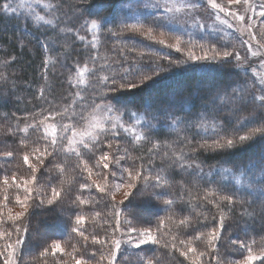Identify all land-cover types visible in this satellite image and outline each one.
Wrapping results in <instances>:
<instances>
[{
  "label": "snow or ice",
  "instance_id": "obj_1",
  "mask_svg": "<svg viewBox=\"0 0 264 264\" xmlns=\"http://www.w3.org/2000/svg\"><path fill=\"white\" fill-rule=\"evenodd\" d=\"M93 0H88L81 7L85 9L91 8ZM243 2L246 8H251L255 12V16H245L236 12H231L230 7H223L215 0H206L217 13L232 15L238 22L247 20L249 41H242V44H248V55L242 57L238 50H228L227 45L221 42L222 38H217L211 34L205 35L208 25L201 23L200 18L196 15L198 3L196 0H183L179 7L173 8L169 0H163L155 4L151 0H127L123 5L121 22L116 24L108 19L106 8L97 6L94 11L78 12L77 18H83L81 28L87 29L91 35L90 46L97 49L101 36L107 38H123L125 33H136L141 36L152 38L156 43L174 49L177 52L181 48V36L187 34L188 39L184 42L187 49L184 59L173 61L166 56L160 58V62H155L149 58L145 64L141 62L140 66L133 71L131 62L129 68L124 69L122 73L113 71L110 75L96 76L99 83V89H93L97 92V96L92 97L89 101L88 96L83 93L87 89H80L75 93H70L72 103H66L59 111L53 109L48 110V115H44L41 111L37 115L41 116L40 121L33 118V123L28 127L39 130L43 126V132L40 140L34 143L39 144L43 141L44 146L32 148V156L29 152L22 151L27 148L26 138L21 140V148L8 151H0V158L8 163L15 158L17 152L22 151L23 164L27 166L30 175L11 177V183L19 192L23 190L24 195L17 194L15 202L20 206V211L14 215L11 213L8 220L14 224L15 239L13 240V232L0 231V237H7L9 243L6 244L4 251H0L3 256V264H29L23 259V253L27 247L31 234L33 233V225L30 218L34 214V209L53 213L63 216L65 212H74L77 204L84 205L88 201L77 195L74 199H66L62 187L58 188L53 181L57 179V175L64 172V164L54 163L59 152H67L74 154L82 171L87 172L89 177L93 171V167H100L106 170L105 181L109 179L118 181L114 184L105 183L101 185L93 180L91 184L83 183L80 185L81 190L95 187L99 193L108 195L113 192H121L122 197L119 204L123 205L125 201H129L131 197L139 194L142 197H152L157 200L161 197L168 196V189L173 187L172 177L177 173L181 174V180L176 182L180 192L178 195L179 203L177 208L180 213L188 211V215L179 220L182 228L188 229L184 234L190 236L186 251H180V255L187 258L189 253H196L197 247L193 246L195 242L201 241L205 236L208 241L206 250L201 251L198 260L203 264V258L208 256V264H254L256 261H264V250L259 255L253 253L251 247H247L242 240H233L231 235H224V229L229 221H248L253 223L259 218L261 230L264 231V147L259 152L250 153L246 159L240 161H228V166L224 164L205 165L204 161L199 157L205 152H224V151H242L250 148L257 141L264 142V74L259 69H264V53L253 51L251 40L256 39L255 29L260 27L264 31V3L257 5L250 4L248 0H228V4L234 5ZM155 8L150 16H144L140 8ZM26 9V11H21ZM43 15L39 14L35 8L29 3V0H19L17 7H13L9 0H5L0 4V14H15L17 17H23V27L26 30L28 25L33 22L43 21V26H51L53 33L57 32L64 36L74 37L72 40H66L63 45L56 43L54 40L45 38L40 40V47L43 50L45 59L42 61L45 72L44 79H48V67L51 54H55V64L61 69H70L75 71V77L69 75L66 83L69 88H79L84 84V74L88 73L96 75V73L104 72L108 69L123 68L126 61L120 60L115 66L105 62L97 65L99 59L98 54L90 55L87 59L92 62L93 67H80L81 60L84 56L76 53L79 59L76 60L75 66L69 63V59L75 52L76 42H85V36L79 34L80 30L76 27L62 26L65 23H72L71 20L65 22L61 18L60 4L58 0H50L43 4ZM174 13H183V18L174 15ZM50 16L51 19H45ZM217 18H219L217 16ZM259 18V23H255ZM131 19L132 23H127ZM183 24L184 26L195 27L199 30L197 33H181L175 36L174 44H166L164 39L158 41L152 35L158 29H166L165 25ZM112 24V27L106 25ZM42 26V27H43ZM231 26V25H230ZM114 29H118L114 30ZM96 30V31H92ZM30 35V34H29ZM26 45L21 42L19 48L23 50ZM63 49V51H60ZM199 49L201 54L197 55L196 50ZM129 49L128 51H133ZM6 50L0 48V52ZM126 53L120 52L121 56ZM144 53L140 54V60L143 61ZM258 58L259 64L254 65L253 61L248 58ZM163 60H167L169 69L188 67L198 70L203 74L227 71L232 74L233 78L228 81H222L203 86V81H194L191 88L187 91L170 89L169 97L171 102L150 106L149 110H145L143 116L136 109L129 108L128 105H114L111 103H95L96 99L107 100L110 94L120 92L121 90L138 88L146 84L148 81L157 77L161 72L165 71L161 65ZM15 57L0 60V65L9 67L15 63ZM160 70V71H158ZM132 76L139 79V83L130 82L126 78ZM0 73V79H4ZM122 81L117 87L116 81ZM44 90L41 89V98ZM195 96L200 101L199 110L184 112V106ZM111 99H115L112 97ZM90 110V111H89ZM104 111L107 114L118 112L119 115L113 119L110 115L99 116L97 113ZM183 113V114H181ZM141 119L150 118L147 122L148 131L137 133L135 125H129L125 122L135 120L137 124ZM52 121V123H45ZM151 121H156L155 124ZM164 123L169 132L168 137L174 134V138H165L161 143L157 137L156 142L149 139L150 133L160 124ZM87 124L85 127L84 125ZM250 127L249 130L243 131ZM19 129V126L17 125ZM201 129H211L203 142L196 140L201 135ZM11 130V129H10ZM19 131H27V127L19 129ZM243 131V134H239ZM165 134L161 133V136ZM134 136L136 141L145 140L152 143V147L148 149V155L152 157L149 166L141 165L139 169L134 167H123L122 161L129 159L128 148L121 149L120 144L115 145L112 141H120L129 139ZM177 145L182 146L179 151L176 150ZM161 148L164 151H161ZM51 149V151L49 150ZM186 149V150H185ZM123 151L124 155H117ZM91 153L96 157V164L92 167L84 159ZM159 158V164L156 158ZM92 156H88L90 160ZM34 159L36 162L32 163ZM134 159V158H133ZM49 173H56L51 179L46 180L43 186L40 181L45 170ZM149 173L145 175L144 173ZM155 173L154 175L152 173ZM3 183L9 184V176H3ZM231 179V183H228ZM142 182L143 187L139 185ZM35 185V187H33ZM107 189V191H106ZM191 189H195L197 193L202 195H191ZM244 189V190H242ZM135 190V191H134ZM189 194V199L185 200L184 194ZM9 197H5V203ZM115 201V195H112ZM165 205H172L173 199H164ZM115 207V204L113 205ZM256 206V207H254ZM213 207L219 213V217H213V227L207 232H197L200 227H207V217H204L205 223H200V217L203 213L195 214V224L193 223L194 208ZM225 209L227 210L225 212ZM252 209V211H249ZM258 209V210H257ZM116 224L113 233L122 232L126 239H117L114 234L109 238V234L105 232L103 236L85 235V230L81 225L85 221L83 215L75 216V226L71 227V232L76 233L83 241L84 255H81L79 249L73 245L72 252L67 255L73 257V264H92V260L96 257V251L90 254L89 259H85L89 244L100 245L107 248V254L101 252L99 260L95 264H117L118 253L121 249L122 242L129 245L131 249L139 250L141 246L148 243H157L156 236L150 228H137L132 226L133 221L128 220L122 227L119 211L114 212ZM245 217L247 220H245ZM65 226L68 220L63 221ZM163 223V221H161ZM223 240L229 247L238 246L239 248L247 247V255L240 259H227L226 253H221L217 241ZM186 242L180 241L181 245ZM40 257L48 255L49 250L55 255L65 251L57 240L48 242L47 238L40 237ZM175 248V245H173ZM15 257V261L13 260ZM154 259H142L140 264H154ZM58 264H66V261L60 260Z\"/></svg>",
  "mask_w": 264,
  "mask_h": 264
},
{
  "label": "trees",
  "instance_id": "obj_2",
  "mask_svg": "<svg viewBox=\"0 0 264 264\" xmlns=\"http://www.w3.org/2000/svg\"><path fill=\"white\" fill-rule=\"evenodd\" d=\"M4 2L5 0H0V4H3ZM9 2L13 7H17L19 0H9ZM48 2H50V0H29L32 7L41 15L44 14L42 10L43 4ZM86 2H88V0H58V3L60 4L61 18L65 22L69 20L72 21V23H65L62 26L73 27V25H75L76 27L74 28V31L79 29V34L85 36V42H76L75 52L72 53L69 63L75 66L76 60L79 59L76 55L77 52L85 58L84 60H81L80 67H84L86 62L87 67L92 68V62L87 58L93 54H98L99 56V59L96 61L97 65L107 62L108 64L115 66L120 60L126 62L124 63L123 68L108 69L91 76L88 73H85V83L80 85L79 88H69L66 83V78L69 75L75 77L76 73L70 69H61L56 65L55 54H51V58L49 59V67L47 70L48 79H44L43 73L45 72V69L42 61L45 59V55L39 43L40 40L45 38V33L48 39L54 40L60 45H63L66 40L74 39V37L64 36L59 33V29H57L56 33H53L50 30L51 26H43V21L30 23L25 30L23 27L22 16L17 17L15 14H0V48L6 50L5 52H0V60L10 59L13 56L16 60L15 63H12L6 68L3 67V65H0V73L5 77L4 79H0V151L21 148V140L26 138L28 146L27 148H23L22 151L29 152L31 158L32 148L37 146L42 148L44 146L42 140L39 144L34 143L35 141L40 140L43 126L39 130L28 127L33 123V118L35 117V120L40 121L42 117L37 114L41 111H43L46 116L48 115L49 109L59 111L66 103H72L70 93H75L80 89H87L83 94L88 96L90 101L92 97L97 96V92L93 91V89L100 88L99 83L96 81V76L110 75L113 71L122 73L124 69L129 68L130 65L128 62H131V69L135 71L140 66L141 62L146 64L149 58L155 62H160V58L165 56L173 61L185 58L187 49L184 42L188 39L187 34L181 36L182 50L180 52L160 45L150 37L141 36L136 33H125L123 38H107L106 35L101 36L97 49H92L90 46L91 35L87 29L81 28L83 18L81 17L78 19L77 13L84 12L85 15H87L88 12L94 11L97 6H104L106 8L108 19L112 20L113 23L118 24L121 22L120 17L122 14L117 16L116 11L120 10L121 13L123 5L127 3V0H93L91 8L88 9L81 7ZM153 2L154 4L157 3L156 0H151L152 4ZM260 2L264 3V0H260ZM21 11H26V9ZM139 11L144 16H150V14L153 13L151 7L140 8ZM201 12L202 11L198 12L199 15L202 14ZM45 19H51V17L45 16ZM125 22L132 23L133 21L128 19ZM112 26V24L106 25V27ZM165 28L166 29H158L154 31L152 35L154 37L162 35L164 37L163 39L167 42L166 44H170L168 42L175 39V36L181 35V33H190L186 30L188 27L181 28V24H173L170 26L165 25ZM182 29H184L185 32ZM114 30L118 31V29ZM204 34H211L214 37L222 38L221 42L227 45L228 50H236L240 47V40L232 31H230V33H212L207 30ZM155 40L158 41V39ZM21 42L26 45L23 50L19 48ZM129 49L134 50L128 51ZM60 51H63V49H60ZM121 51H124L126 54L121 56ZM141 53L145 54L143 61L140 60ZM196 54H201L199 49L196 50ZM161 67L165 71L161 72L157 77L148 81L143 86L114 92L110 94L109 99H96L95 103H111L117 106L128 105L129 108L138 110L141 116H143L145 110H149L150 106L154 107L157 104L168 103V95L158 93L153 97L154 103L146 105L145 102L150 98L149 96L152 90L161 89L165 87V85L167 86V83L174 78L182 77L186 84V87L182 90L187 91L191 88L190 86L196 78L195 73L200 72L186 66L169 69L167 60H163ZM205 75H211L210 78L212 81L209 84H212L228 81L230 80L227 78L228 75L232 74L227 71H218L207 73ZM126 79L130 82L139 83V79L132 76H128ZM121 82L122 81L117 79V87H119ZM41 89L44 90L42 98L40 96ZM111 95L112 97H115V99H111ZM199 106L200 101L193 96L189 103L184 106L183 111H197L199 110ZM118 115V112H113L112 118L115 119ZM124 119L130 126L135 125L138 134L148 131L146 125L150 118L141 119V117L138 116L137 119L140 120L139 124H137L135 120H128L127 117ZM45 123H52V121H45ZM151 123L155 124L156 121H151ZM17 125L19 126V129L27 127V131H19ZM253 126L254 125H249L248 128H245L243 131H247ZM243 131L239 134H243ZM168 132L169 129L167 126L164 123H160L150 133L149 139L154 143L156 142L157 137H159L161 143H163L165 138H174V134L171 137H168ZM200 132L201 135L197 136L196 140L198 142H203V139L210 134L211 129H201ZM161 133L165 135L161 136ZM112 143L114 145L119 143L121 149L128 148L129 159L121 162L123 167H134L139 169L141 165H144V167L149 166V161L152 157L148 155V149L152 147V143L145 140L136 141L134 136H130L129 139L120 141L114 140ZM181 147L182 146L177 145L176 150L179 151ZM262 147H264V142L257 141V143L253 144L250 148H246L242 151L233 150L216 153L209 151L201 153L199 158L204 161L206 166L218 163L228 166V161H240L246 159L250 153L259 152ZM49 150L51 151V149ZM22 151L17 152L15 158H12L8 163H5L3 158H0V231H12L13 240L15 239V226L12 221L8 220V216L10 213L14 215L21 210L20 206L15 202V196L17 194L23 196L24 193L23 190H19L18 192L16 187L12 185L11 177L13 175H16L17 177L30 175L27 166L23 164ZM161 151H164V149L161 148ZM117 155L122 156L124 155V152L120 151ZM88 156H92V158L89 160ZM88 156H85L84 159L88 162L89 166L92 167L96 164V157L91 153H89ZM31 162L35 163L36 161L32 159ZM54 163L64 164V172L57 175L56 173H49L46 169L40 181V186H43L46 180L51 179V176L57 175V179L53 181V183L58 188H63L66 199H74L77 195H80L83 199L88 201V203L84 205L77 204L74 212H65L62 217L42 211L41 209L33 210L34 214L30 218V222L33 225V233L31 234L29 243L23 253V259L28 261L29 264H58L60 260L66 261V264H73V257L67 255V253L72 252L73 245L79 249L81 255H84V248L82 247L84 241L76 233L71 232V227L75 226L76 215H83L85 217V221L81 225L82 229L85 230V235L89 237H91V235L103 236V234L107 232L109 238H112L114 234L115 238L122 240L124 238L122 232L113 233V228L116 224L114 217L115 211H119L120 213L122 227L128 220H131L133 221L132 226L137 228H150L157 239V243L145 244L141 246V249L139 250L131 249L129 245L122 244L118 253L117 264H140L142 259L151 258H155L154 264H193L188 258L180 255V251H182L184 247H187V242L190 239V236L184 234L188 229L182 228L179 225V220L188 215V211L180 213L177 208L180 189L176 182L181 180V174L177 173L171 178L173 187L167 190L169 193L168 196L161 197V199L157 200L152 197H142L137 194L135 197H131L129 201H125L124 204L121 205L118 200H112V195H115L116 197V192L105 195L104 193H99L94 186L83 190L80 188V185L83 183L91 184L93 180H98L102 176L105 177L106 170H104L102 166L93 167V171L89 177L87 172L82 171L80 161L77 160L74 154L59 152ZM156 163L159 164L158 157L156 158ZM144 174L148 175L149 173L145 172ZM152 174L154 175L155 173L153 172ZM4 175L9 176L8 185L3 183L2 178ZM108 182L109 184H114L118 181H112L109 179ZM228 183H231V179H229ZM139 186L141 188L143 187L142 182ZM33 187H35V185H33ZM198 194L202 195V192L197 193L195 189H191V195L194 196ZM6 196L9 197L7 203H5ZM138 197H142V200L139 201L140 203L146 202L149 205L158 206L151 216L146 218H140L137 216L134 208V201L138 199ZM169 198L173 199V204L165 205L163 200ZM184 198L185 200L189 199V194L185 193ZM114 204L115 207L113 206ZM226 211L227 210L225 209V212ZM249 211H252V209H249ZM197 212L203 213V216L199 218L201 224L205 223L204 217H207V227H200L197 229V232L206 233L208 229L214 226L212 218L215 216L218 219L219 213L213 207L207 209L194 208L192 212L194 224L196 222L195 214ZM47 216L56 220L55 225L58 227V231H56V233H47L44 238H47L49 243L53 240L59 241L65 251L54 255L51 250H49L47 256L40 257L39 252L41 251V248L39 245L41 233L39 227H46V225H49L43 222L40 226L41 223L39 219ZM64 220L69 221L67 226H65L63 222ZM245 220H247L246 217ZM161 221H163V223H161ZM228 224H230V226L226 225L224 229L225 236L231 235L233 240H242L247 247L253 249L254 254L261 253V251L264 250V231L261 230L259 218H257L254 223L252 221H248L247 224L243 221H229ZM181 240H184L186 243L181 245ZM9 242L11 241H9L7 237H0V251H4L6 244ZM217 244L220 252L227 254V259H240L242 256L247 255V247L243 249L238 246L229 247L223 240L217 241ZM173 245H175V248ZM207 245L208 241L206 236L201 241L195 242L193 245L197 247V252L195 254H200L201 251L206 250ZM93 251H96V257L92 260V264H95V261L99 260L101 252H104L105 255L107 254L106 247L89 244L87 248L88 255H85V259H89L90 254ZM3 259L4 257L0 256V264H3ZM208 259L209 257L205 256L203 258V264H208ZM13 260L15 261V257H13ZM254 264H264V261H256Z\"/></svg>",
  "mask_w": 264,
  "mask_h": 264
},
{
  "label": "rangeland",
  "instance_id": "obj_3",
  "mask_svg": "<svg viewBox=\"0 0 264 264\" xmlns=\"http://www.w3.org/2000/svg\"><path fill=\"white\" fill-rule=\"evenodd\" d=\"M156 1H157V3L163 2V0H156ZM182 2H183V0H169V3L173 8L179 7ZM196 2L198 3L196 15L199 16L201 23L208 25L207 30L212 32V33H230V31H232L233 34L240 40V47L236 50H238L240 52L242 57L247 56L248 55L247 49H248L249 45L248 44H242V41H249L250 40V37L248 35L247 20H245L243 22H238L230 14L226 15L224 13H217V11L215 9H213L210 4L206 3V0H196ZM248 2L250 4H253V5H257V4L261 3L260 0H248ZM215 3H217L223 7H226V8L230 7L231 12H236L238 14L245 15L246 17L247 16H255V12L259 11V8H256L255 12L251 8H246V5L243 2L238 3V4H234L231 6L228 4V0H215ZM153 4H154V2H153ZM151 9L153 12L155 11V8H151ZM199 10L202 11L201 15H199V13H198V12H200ZM120 14H122V11H121V13H120V10L116 11L117 16H119ZM174 15L183 18V13H174ZM217 16L219 18H217ZM255 23H259V18L256 19ZM185 27H188L186 30L190 33L200 34L199 30L197 28L184 26L181 23V28H185ZM182 30L184 31V29H182ZM255 33H256V39L251 40L252 50L264 53V31H262V29L260 27H257L255 29ZM163 38L164 37L162 35L155 36V39H158V40L163 39ZM175 42H176L175 39H173V40L169 41L168 43L174 44ZM248 58L253 61L254 65L259 64L258 58H252L250 56H248ZM259 71L261 72V74H264V69H259ZM195 75H196V78L194 79V81H203L204 82L203 86H205V87H207L209 85V83L212 81V79L210 78L211 75H205V74H202L200 72H196ZM227 78L231 79V78H233V76L228 75ZM192 85H193V83H192ZM185 87H186V84H185V81L183 80V78L182 77H176L173 80H171L170 82H168L167 86L165 85V87H163L161 89L152 90L150 93V96H149L150 98H148L146 100L147 102H145V103H146V105H150V104L154 103L153 97H155L158 93H163V94L168 95L170 89L175 88L178 90H182ZM167 98H168V102H171L169 95ZM106 114L107 113H105L104 111H100L99 113H97L98 117L104 116ZM107 115H110L112 117V113L107 114ZM86 126H87V124H85V127ZM95 181H97L101 185H104L105 183L109 184L108 181L107 182L105 181L104 176H102L101 178H99L98 180H95ZM115 194H116V200L120 201V199L122 197V191L116 192ZM141 200H142V197H138V199H136L134 201V208L136 210L137 216L140 218H146V217L151 216L158 206L149 205L146 202L140 203L139 201H141ZM39 220L41 223L40 226L43 224V222L47 223L49 225V226L46 225V227H39V231L41 233V236L45 237V234H47V233H56V231H58V229H57L58 227H56V225H55L56 220L52 219V217L47 216V217H43ZM123 239H126V237L124 236ZM122 244L126 245L123 242H122ZM186 250H187V247H184L182 251H186ZM255 254L259 255L260 253H255ZM198 256H199L198 253L197 254L189 253L187 258L190 261H192L193 264H200V261L197 259Z\"/></svg>",
  "mask_w": 264,
  "mask_h": 264
}]
</instances>
